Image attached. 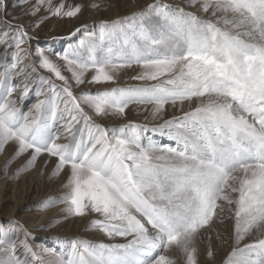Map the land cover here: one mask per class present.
Instances as JSON below:
<instances>
[{
    "label": "snow or ice",
    "instance_id": "6c2138e0",
    "mask_svg": "<svg viewBox=\"0 0 264 264\" xmlns=\"http://www.w3.org/2000/svg\"><path fill=\"white\" fill-rule=\"evenodd\" d=\"M29 2L18 0L17 6ZM45 4L50 16L61 18H75L84 7L36 0L24 14L36 15ZM186 7L195 11L155 0L130 16L100 21L98 33L87 25L76 28L71 36L83 31L87 37V44L81 43L84 54H56L76 87L115 83L121 70L133 66L140 71L132 80L156 82L79 96L57 60L40 48L23 47L33 39L24 25L0 20L5 29L0 31L5 46L0 53V154L14 146L3 175L25 154L15 177L35 168L41 157L44 168L54 159L50 178L64 174L68 191L34 207L44 211L62 204L63 219L87 218V230L108 241H125L57 237L60 251L45 246L55 255L45 261L34 250L33 232L13 220L7 228L0 223V264H178L168 254L172 249L182 264H199V238L225 218L234 222V245L224 264H264V0H187ZM17 90L19 100L12 98ZM30 93L44 98L23 111L17 104ZM194 100V108L151 129H167L175 147L147 137L145 125L95 122V117L125 119L133 104L152 105L155 119L166 105L183 111L184 103ZM60 222L54 218L41 230ZM253 233L255 238L240 247Z\"/></svg>",
    "mask_w": 264,
    "mask_h": 264
},
{
    "label": "rangeland",
    "instance_id": "374dc122",
    "mask_svg": "<svg viewBox=\"0 0 264 264\" xmlns=\"http://www.w3.org/2000/svg\"><path fill=\"white\" fill-rule=\"evenodd\" d=\"M181 1L182 0H175L173 5H170V6L180 7L177 4L181 3ZM60 2L61 0H52V5L55 7ZM63 2L65 3L66 7L68 5H74L77 3L82 4L84 7L82 8L81 14H79L75 18H61V17H56V16H50L46 10L47 5L45 4L44 6H41L40 11L36 13L35 15V17L37 18L36 21H38L42 16H48V19L43 20V22L40 23L39 27L34 29V33L29 34L30 36L33 37V39L29 43H26L25 45H23V47L25 46V48L29 49L32 52L36 50V47L40 48L44 50L45 53H48L50 57L52 58L54 57L57 59L58 57L56 54H63L65 50H68L70 53L73 51H79L81 52V54H84V51L81 48V43L83 41L85 44H87V37L85 36L83 31L80 33H77L75 36H71L70 34L74 32L76 28L81 27L82 25H87L89 32L98 33L99 29L97 25L99 24L100 21L102 20L111 21V20H115V19L122 18L125 16H130L128 15L129 11L136 5L140 8L139 11H141L145 9L149 3H154L155 0H63ZM94 2L107 4L109 5V7L98 10L96 8L91 7L92 3ZM161 2L167 4L165 0H161ZM30 3L31 5L35 4L36 0H30ZM5 6L11 7V4L5 1ZM68 32H70L69 35L66 34ZM11 50L12 49H9V51ZM133 67H138V66H133ZM3 70H4L3 67H0V74L3 73ZM65 71L66 69L63 67L62 73L66 77H68L69 82L74 85L71 77L66 75ZM42 74H44L45 76L50 75L46 72H42ZM52 79L55 80L54 77H52ZM133 81H136V80H133ZM133 81L128 84L125 83L123 85H120V87L133 86L135 85ZM150 82L154 83L155 81H150ZM55 83L57 85L62 84L61 81H55ZM113 84L114 83H109L108 85H113ZM86 86L87 87L80 92H75L76 89L73 86V91L75 94L79 96V94L84 91L90 90L92 92H96L97 90H100L97 87H101L103 85H88L87 84ZM34 87L35 85H33V90H34ZM79 87L82 88L83 85ZM19 95L20 93L15 92L12 98L19 100V97H20ZM43 98H44L43 96L37 98L34 94L30 93L29 97L23 100L22 102H19L17 106L21 107L23 111H28V109L33 104H35L38 99H43ZM134 105L139 106V107L135 108ZM143 106L145 105H136V104L130 105L129 108L126 110L125 119H131V122L147 126L149 130L145 133V135L147 137H150L156 143L160 145H170V146L175 147L176 146L175 141L170 140L168 138L167 129L163 130V132L161 131L154 132V131H151V129L156 128L159 125L163 124L165 120H169L174 117L182 116L181 113L183 112H180V111L171 112V109H169V111L165 110L166 112H163L161 116L154 119L151 115L152 105L146 106L148 108L147 111L145 110L136 111V109H139V108L141 109V107ZM132 108L135 110H132ZM85 111L88 112L89 115H92L91 109L85 108ZM111 119L112 118L95 117V122L98 124H101L102 126L110 127L106 124H108L107 122ZM62 129L63 128L58 127L59 131H61ZM1 158L3 159L2 160L3 162L0 163V201H3L4 198H8L9 201H8V204L3 205L4 208H0V223H2L5 226V228H7L10 226L9 222L14 220V219H9L10 217L9 213L12 211L13 208L19 207L20 209L19 217L21 220H23L25 218L21 216L27 215L30 211L37 209V207H34V205H36L39 201H33L32 199H30L29 196L25 195L26 196L25 197L23 194L19 193L20 187L25 188L26 186L29 185L30 181L32 180V175H29V174L32 170H34V168L29 171L22 172L18 177H15L14 173L16 169L19 168L23 164L20 162V159L18 158L8 168V174L5 176L3 175L4 165H5V162L11 157L6 158L5 151H4V153L0 154V159ZM49 180H50V177L48 178L46 172H43V174L40 173L38 176H36V181L38 182L35 188L36 189L40 188L41 190L44 188L45 192L49 191L50 189H55L56 186H58L56 185V183H58L59 177L54 178V184H51ZM65 183L66 181L61 184L60 186L61 189L58 191V193L57 194L54 193V195H52L51 197L58 198L62 196L63 194H65L68 191V189L64 187ZM61 205L62 204H58L54 207L44 210V212H48V213L52 212V213L49 217L46 218L43 225L41 226H34V225L29 226L28 223L22 224V221L21 220L19 221V224L23 225L25 228L33 232V235L36 237L35 241L33 242L34 250L40 253L43 256V259L45 261L55 259V255L53 252L45 251V246L48 249L54 248L55 247L54 238H57V237L62 240L72 239V238H81V239L89 240L93 243H97L101 241L116 242V243L125 242L121 238H116L114 241H108L106 237H102L103 236L102 233H98L95 231L88 230L87 234L80 235L77 231L75 230L73 231L72 227H70L71 229L70 228L68 229L69 227L68 222L71 221V219L73 218H79V217H70L68 219H63L62 218L63 214L60 211L56 213L57 207H60ZM227 215L228 213L226 212L225 217H227ZM58 217L61 219L60 223L56 224L54 227L48 228L47 230H41L42 226L47 225L54 218H58ZM224 222L226 224L225 226H222L220 228L214 227L212 230L205 232L199 238L198 243H197V247L199 249V254H198L199 264H224L228 254L231 252L232 247L234 245V237H233L234 222L233 220L227 219V218L224 220ZM217 233L220 234L219 240L216 238ZM208 237H211V246H212V251L214 253V256L211 260L208 259L207 254H206L207 249H208V244H209ZM245 240H247V237H245ZM243 243L244 242L242 241L240 246ZM20 251H22V249L18 248V252ZM59 251H60L59 247H55V252L58 253ZM175 258L178 260V264H182V260L177 252L175 254Z\"/></svg>",
    "mask_w": 264,
    "mask_h": 264
},
{
    "label": "bare ground",
    "instance_id": "6f19581e",
    "mask_svg": "<svg viewBox=\"0 0 264 264\" xmlns=\"http://www.w3.org/2000/svg\"><path fill=\"white\" fill-rule=\"evenodd\" d=\"M5 1H7L9 4H11V7H9V6L0 7V20H3L5 18H7L13 24H22V25H24L25 29L29 32V34L34 33L33 25L35 24L37 18L35 17V15H30V14L29 15H25L24 14V9L30 7L31 3L29 2V4H20L19 6H17L18 0H5ZM165 1L167 2V4L173 5L175 0H165ZM145 3H147V2H145ZM186 4H187V0H182L181 3H179L177 5L180 6V7H184L186 11H195L194 8L186 7ZM5 10L7 11V17H5ZM139 10H140V8L136 5L135 7H133L129 11L128 15H131L132 13L137 12ZM13 17H18V19H13ZM4 30H5L4 29V25L0 24V31H4ZM70 32H68L66 34L69 35ZM4 47H5L4 45H0V53L3 52ZM36 49H37V47H36ZM45 54L48 55V53H45ZM30 59H31V57L29 59H26L23 62V64L20 65V67H23L24 65L28 64ZM53 59L57 60V62L61 65V68L63 69L64 62L60 61V60H58L57 58H54V57H53ZM139 71H140L139 67H132V68H129V69H123V70H121L119 72V74L117 76V80H116V82L113 85L104 84L103 86L97 87V88L100 89V90H104V89H108V88H112V87H117V86L123 85L125 83L126 84L131 83L133 80L130 77H132L133 75H136ZM65 73H66V75L71 77V72L66 70ZM90 77H91V73H88L87 76H86V79H90ZM22 78L23 77H21V79ZM32 78L33 79L35 78V74H34V76ZM133 83H135V85H133V86H136V85H140V84H144V83L151 84L153 82H150V81H148V82L133 81ZM86 85L87 84H84L82 88L76 87L75 84L73 86L76 89L75 92H80V91L84 90L87 87ZM16 92L20 93V90H17ZM195 106H196V101L194 100L191 103L185 102L184 105H183V111L180 110L179 106L172 107L171 105L166 106L165 110L169 111V109H171V112H178V111L184 112V111H189L191 108H194ZM138 107L139 106H135V108H138ZM145 107L146 106L141 107V109L140 108L136 109V111L145 110ZM132 110H135V109L132 108ZM166 111H164V112H166ZM172 115H174V114H172ZM181 115H183V113H181ZM129 121H131V119H111V120H109L107 122L108 124H106V125H108L110 127H114V126H119L121 124L127 123ZM60 132L63 133V129ZM61 142H66V141H61ZM13 154H14V146L12 144L7 145L5 147V157L6 158L11 157ZM6 158H4V159H6ZM19 159H20L21 163H24L26 161V159H27V154H25L24 156H22ZM2 160L3 159L1 158L0 159V163L3 162ZM44 160H45V157H41L38 160L34 170H32L30 172L29 175H32V180L30 181L29 185L26 186L25 188H23V187L19 188V193L20 194H23L24 196L25 195L29 196L30 199H32L33 201H39L40 202L41 200H44L46 198L51 197L52 195H54V193L57 194L58 191L61 189L60 188L61 184L66 181L65 175L61 174V176L59 177L58 183H56V185H58V186H56L55 189H50L49 191H46V192H45L44 188L42 190L40 188L36 189L35 186L37 185V182H38V181H36V176H38L41 173L42 169H43V172H46V174H47V176L49 178L50 177V173H51V169H52V167L54 166V163H55V160L53 159L52 163H50L47 168H44ZM49 182H51V184H54V179L50 178ZM29 197H27V198H29ZM8 201H9L8 198H4L3 201H0V208H4L3 205L8 204ZM63 207H64V205H61L60 207H57L56 213H58L60 211V209L63 208ZM19 212H20L19 207L13 208L12 211L9 213L10 214L9 219H14V220L19 222L21 220L20 217H19ZM51 213L50 212L48 213V212L41 211V210H39L37 208L35 210L30 211L27 215L21 216V217L25 218V219H23L21 221H22V224L28 223L29 226L30 225L31 226L32 225L41 226V225H43V223L46 220V218L51 215ZM225 215H226V212H225ZM87 223H88V219L87 218H73V219H71V221L68 222V224H69L68 226L69 227L67 225L66 226L68 227V229L70 227H72L73 231L75 230L80 235H84V234L88 233L87 232L88 230L86 229ZM225 225H226L225 222L220 223L219 221H217L215 223L214 227L220 228V227L225 226ZM88 235H90V234H88ZM91 235H93V234H91ZM255 236H256V233H253V234H251L249 236H246L247 240H245L243 242L244 243L251 242L255 238ZM102 237H104V236H102ZM243 244L240 247H243ZM168 254L175 258L176 251H174V249H172V250L169 251Z\"/></svg>",
    "mask_w": 264,
    "mask_h": 264
}]
</instances>
